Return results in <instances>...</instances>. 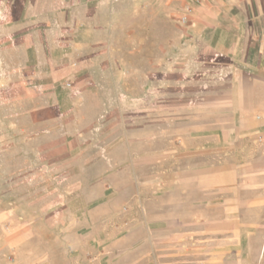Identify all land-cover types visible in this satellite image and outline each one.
<instances>
[{
	"label": "rangeland",
	"instance_id": "374dc122",
	"mask_svg": "<svg viewBox=\"0 0 264 264\" xmlns=\"http://www.w3.org/2000/svg\"><path fill=\"white\" fill-rule=\"evenodd\" d=\"M262 7L0 0V264H264L245 205L182 185Z\"/></svg>",
	"mask_w": 264,
	"mask_h": 264
},
{
	"label": "crops",
	"instance_id": "0c3cea01",
	"mask_svg": "<svg viewBox=\"0 0 264 264\" xmlns=\"http://www.w3.org/2000/svg\"><path fill=\"white\" fill-rule=\"evenodd\" d=\"M262 10L264 20V0ZM258 34L259 31L249 29L253 39ZM261 35L262 43H254L246 51V62L252 66L253 75L236 74L233 83L238 85L237 90L214 98L217 102L213 111L230 116V122H214L209 129L213 133L209 136L212 143L200 139L198 145L184 152L183 158L197 166L190 169L189 177H183L182 185L217 197L221 206L230 205L232 211L240 212L245 205L249 220L238 222L233 234L238 242L244 238L252 243L257 238L263 244L264 258V27ZM50 78L42 90L48 85L54 87L61 77L54 74ZM205 157L211 160L201 162ZM247 196L251 198L244 201Z\"/></svg>",
	"mask_w": 264,
	"mask_h": 264
}]
</instances>
